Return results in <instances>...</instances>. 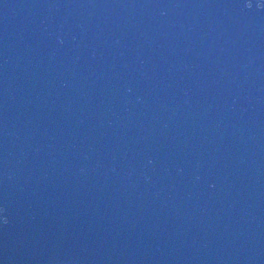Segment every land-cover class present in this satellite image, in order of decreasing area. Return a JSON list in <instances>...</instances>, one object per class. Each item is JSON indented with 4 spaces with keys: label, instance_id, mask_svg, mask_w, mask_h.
Segmentation results:
<instances>
[{
    "label": "water",
    "instance_id": "obj_1",
    "mask_svg": "<svg viewBox=\"0 0 264 264\" xmlns=\"http://www.w3.org/2000/svg\"><path fill=\"white\" fill-rule=\"evenodd\" d=\"M0 264H264V0H0Z\"/></svg>",
    "mask_w": 264,
    "mask_h": 264
}]
</instances>
